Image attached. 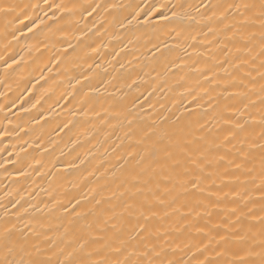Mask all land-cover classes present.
<instances>
[{"label": "bare ground", "instance_id": "obj_1", "mask_svg": "<svg viewBox=\"0 0 264 264\" xmlns=\"http://www.w3.org/2000/svg\"><path fill=\"white\" fill-rule=\"evenodd\" d=\"M240 2L0 0L19 6L0 13V236L55 250L66 231L123 213L132 260L145 244L175 264L259 251L261 29L248 13L242 39L239 12L221 15ZM177 145L202 161V191L183 192L193 166L173 169L163 151ZM134 175L165 201L143 240L125 208Z\"/></svg>", "mask_w": 264, "mask_h": 264}, {"label": "snow or ice", "instance_id": "obj_2", "mask_svg": "<svg viewBox=\"0 0 264 264\" xmlns=\"http://www.w3.org/2000/svg\"><path fill=\"white\" fill-rule=\"evenodd\" d=\"M18 5L0 3V13L8 16L16 11ZM236 9L241 17L240 26L236 32L241 33L243 39L242 29L247 26L252 16L258 18L260 24V51L258 55L261 57V68L264 69V0H255L248 2V0H241L240 3H231L227 5L225 12L228 9ZM243 9L241 12L240 10ZM251 13L252 16L247 15ZM175 15V13L173 14ZM215 15V13H213ZM254 23L255 21L252 20ZM234 32V35L236 34ZM253 36L255 34H252ZM239 50V49H238ZM251 52V49H249ZM264 79V71L260 73ZM264 90V86H262ZM237 128L243 130V125L237 124ZM167 135V134H165ZM249 147H255L250 145ZM261 149V169L264 173V143L259 145ZM177 152L171 148H164V156L166 160H170L173 169L180 167L182 164L192 165V169L185 167V171H191L193 174L186 181L183 186V192L202 191L200 188L201 177L195 174V170L203 171L201 167L202 161L200 159H193L190 157L189 152L182 145H177ZM201 157L203 153L200 154ZM223 160L224 157H219ZM237 168L240 165H236ZM132 183H130L127 191L134 203H128L125 208L129 217L135 216L136 223L132 225L131 231L136 232L143 240V233L150 232L149 222L158 213L155 211V204H163L165 201L153 193V199L149 200L145 195L146 187L151 183V178L142 179L139 175L132 176ZM150 191V189H148ZM170 192L169 189H165ZM123 196L124 193H121ZM137 196L143 197L140 200H135ZM99 203V201L97 202ZM77 216L81 215L76 213ZM123 213H113L111 216L104 219L102 222L98 221L96 225L88 224L85 229L80 231L79 234L69 235L66 231L65 235L60 238V244L56 245L55 250L47 249L39 244L28 246L26 244L15 245L11 240L10 234L5 231L3 236H0V264H175L171 259L165 258L164 249L156 245H144V250L138 254L136 260H132L131 256L134 252L128 251V240L123 238V228L118 223V217H122ZM142 221V222H141ZM101 223L103 227H101ZM51 240V237L47 238ZM241 244L245 243V237H235ZM221 241L227 243L228 237L221 236ZM115 254L116 258H110L108 253ZM19 259H16V256ZM123 256V258H119ZM11 257V258H10ZM231 264H264V228L261 230L259 251H256L251 246H247L243 250V255H238L237 259L233 260Z\"/></svg>", "mask_w": 264, "mask_h": 264}]
</instances>
